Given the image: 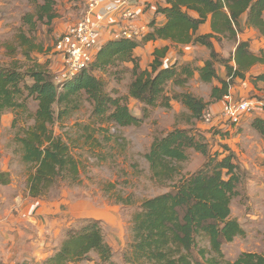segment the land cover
I'll return each instance as SVG.
<instances>
[{
	"label": "trees",
	"instance_id": "1",
	"mask_svg": "<svg viewBox=\"0 0 264 264\" xmlns=\"http://www.w3.org/2000/svg\"><path fill=\"white\" fill-rule=\"evenodd\" d=\"M80 2L82 0H67ZM35 11L23 17V23L35 30L38 23H51L59 17L58 0H32ZM166 17L157 25L153 19L147 33L140 38H117L102 44L92 61L73 78L57 82L42 65L21 71L19 66L0 67V118L7 111L28 112V98L37 101L31 118L33 124L20 129L16 141L20 144L22 161L33 168L27 185L29 194L41 198L60 182L79 183L82 162L53 126L80 107L81 99L91 102V117L96 124L107 123L116 128L141 126L156 107L171 108L174 100L182 103L190 118L203 120L212 101L223 99L237 79L264 58L250 49L249 42L240 41L235 52L224 57L214 40L226 36L237 41L241 31L240 18L247 14V24L264 35V0H167L156 11ZM211 18L212 33L198 34L199 28ZM24 45H37L32 38L22 36ZM168 40L177 44L201 45L209 50L203 66L182 64L177 59L164 66L162 59L169 49L154 51V60L142 68L135 50L150 41ZM29 54L30 51H25ZM232 61L235 64H232ZM132 63V79L127 96L106 90V82L95 72H108ZM226 68V77L219 76L216 65ZM123 70L115 75L121 74ZM202 82L213 83L211 101L190 92H167L169 84L183 87L195 74ZM30 78V81H27ZM264 82V75L254 78ZM134 98L142 104V114H134L128 103ZM58 107V110H56ZM252 127L264 139V118L256 117ZM189 150L205 157L194 173L183 176L180 164L189 159ZM152 178L169 183L167 192L145 199L132 216V239L124 251L123 264H264L263 252H242L234 261L225 257L223 245L245 236L246 230L232 215V202L240 195L239 187L245 171L227 145L213 148L206 135L197 128H174L154 138L144 155ZM10 183V173L0 172V184ZM119 200L125 201L122 197ZM60 247L43 264H75L95 253L102 264H117L112 245L107 241L101 220L87 218L77 227L65 231ZM264 243V232H263Z\"/></svg>",
	"mask_w": 264,
	"mask_h": 264
},
{
	"label": "rangeland",
	"instance_id": "2",
	"mask_svg": "<svg viewBox=\"0 0 264 264\" xmlns=\"http://www.w3.org/2000/svg\"><path fill=\"white\" fill-rule=\"evenodd\" d=\"M88 1L82 0L74 3L58 0L56 11L59 17L51 25L38 23L35 30L32 31L28 25L23 23L24 15L35 11V3L32 0H0V67L19 66L20 70L24 72L39 64L48 69L54 78L61 77L66 65L67 53L64 46H61L62 49L56 47L58 36L68 32L70 27L87 17ZM127 2L129 6H139L132 0H127ZM106 7L107 5L99 4L96 7L98 11L94 13V16L97 17L105 11ZM116 15H118V23L122 30L121 14L117 13ZM138 18L135 23L140 24ZM124 23L126 25V21ZM145 26L144 34L149 31L148 26ZM102 28L101 25L99 46L102 45L100 38ZM22 36L32 38L37 47L29 50L32 46L24 45ZM214 43L216 49L218 46L230 51L236 41L228 37H220V40H216ZM25 51H30V53L26 54ZM207 51L209 53L206 48L205 53L192 52L189 54L192 59L187 62L179 57V62L199 66L200 60L204 59ZM132 66V63H128L111 70V72L95 73L105 80L108 92L127 96L128 85L132 79L130 72ZM124 67H127V70L118 75H115L118 72L114 74L115 71L123 70ZM27 81L31 82L30 78H27ZM211 87V84L203 83L200 78H192L183 87L169 84L167 92L172 96L173 92L185 91L203 97L210 92ZM259 90L262 92L264 86ZM260 95L264 96L261 93ZM130 99H128V103L131 111L136 115H141L142 106L139 108L140 103L137 102L138 104L134 105ZM256 99L253 102L260 103L261 108H264V97L257 96ZM27 104L28 112L24 113L22 109L11 110L0 118V172H9L10 183L13 176L16 185V189L7 187L3 191L0 187V200H5L4 205L9 204V200L17 192H21L24 198L27 197V191L29 194L27 181L34 170L22 161L19 150L21 146L16 141L20 129L33 124L31 115L37 109V101L30 97ZM92 109L91 102L83 97L80 107L69 118L57 122L53 126L55 134L61 135L69 142L73 153L82 162L81 177L79 183L60 182L58 185H54L46 196L37 198L42 199V202L60 203L59 211L56 214L40 215L39 218L41 223H49L58 216L57 218L63 219V223H65L64 221L72 222L71 227L74 228L85 219H98L96 217L100 215L103 217V220H100L103 223L107 241L111 243L114 250L113 259L117 264H123L124 251L132 239L131 227L134 212L139 210L145 199L170 189L169 183H159L152 178L149 164L144 157L145 153L149 151L155 137L162 136L174 128L199 129L198 125L205 122L191 119L187 108L176 100L173 101L172 107L169 109L153 108L150 116L138 127L116 128L107 123L96 124L91 117ZM207 111H210L209 108ZM255 111L256 109L249 114L255 113ZM210 145L213 150L216 148L213 139ZM204 162L205 157L202 154L195 150H189V159L180 164L182 175L188 176L194 173L202 167ZM2 167L6 168L2 170ZM242 170L245 171V177L239 187L240 195L232 202V215L240 220L246 229V234L223 245L225 257L229 261H234L242 252L264 251L263 239L260 236V231L264 229V195L262 199L258 198L261 194V189L258 186L262 184V179L259 178L260 174L255 170H246L245 168ZM29 196L31 195L29 194ZM119 197L129 203L119 200ZM76 204L82 212L72 210ZM82 207L88 208L89 212L85 213ZM90 256L89 259H82L78 262L96 260L102 264L95 253Z\"/></svg>",
	"mask_w": 264,
	"mask_h": 264
},
{
	"label": "crops",
	"instance_id": "3",
	"mask_svg": "<svg viewBox=\"0 0 264 264\" xmlns=\"http://www.w3.org/2000/svg\"><path fill=\"white\" fill-rule=\"evenodd\" d=\"M135 2L139 4L137 9L140 24L147 25L150 29L149 24L153 19H156L157 25H162L166 22V17L156 11L158 6L166 5L167 0H135ZM118 22L119 18L116 14H110L105 18L100 32L102 44L119 36L121 26ZM240 24L241 31L238 33L235 46L229 51L216 45L217 51L224 57H229L235 52L238 42L246 41L249 42L250 49L255 54L264 58V35L257 28L247 24V14L241 16ZM209 33H212L211 18L198 30V34ZM220 37L225 38L226 36ZM165 46H168L169 49L166 56L162 59L164 66L171 65L179 57H182L187 62L192 59L189 56L192 52L205 53L206 50L204 46L199 44L182 45L168 40L150 41L140 45L135 50V55L139 57L142 68L149 67L155 58L154 51L157 48L161 49ZM208 58L209 53L207 51L204 59L200 60L199 66H203L205 60ZM232 64H235V62L232 61ZM216 69L219 76L226 77V68L223 64L217 63ZM259 75H264V61L257 62L251 66L246 73L245 79H237L235 84L230 88L229 94L225 95L223 99L212 101L209 105V110L214 114L213 121L209 124H199L198 127L210 142L212 139L215 141L216 148H220L221 145H227L235 154L236 161L243 169H252L260 174L259 178L262 179V184L258 186L261 189V194L258 198L262 199L264 195V139L252 127V122L256 117L264 118V108H261V104L257 103L258 107L255 113L246 114L238 124L231 123L222 114L224 106L227 103L226 96H230L231 99L237 101L246 99L256 101L257 96L264 97L260 95V93L264 95V90L262 92L259 90V88L264 86V82L254 81V78ZM194 78L198 79L199 74L196 73ZM206 84H211L212 87L210 92L202 98L205 101H211L212 88L218 85V82L214 81L213 83ZM130 100L134 105L140 103L134 98ZM141 106L142 104L140 103L139 108ZM211 128L212 130H210ZM5 168L2 167V170ZM0 187L2 191L7 187L16 189L13 176L10 184L0 185ZM26 196L24 198L21 192H17L9 200V204L6 203V205H4L5 200H0V264H43L60 247L65 237V230L72 226V222L64 221L65 223H63V219L57 218L58 216L53 218L49 223H41L40 215L56 214L59 211L58 207H60V203L42 202V199L29 196L28 191ZM83 209L85 213L89 212L88 208L82 207ZM72 210L82 212L78 204L74 205ZM96 218L103 220V217L100 215ZM263 232L264 229L260 231L262 239ZM76 264L99 263L96 260H86V262L81 261Z\"/></svg>",
	"mask_w": 264,
	"mask_h": 264
},
{
	"label": "built area",
	"instance_id": "4",
	"mask_svg": "<svg viewBox=\"0 0 264 264\" xmlns=\"http://www.w3.org/2000/svg\"><path fill=\"white\" fill-rule=\"evenodd\" d=\"M133 1L136 3L135 0ZM99 4L101 6L107 5V7L105 11L95 17L94 13L97 12L96 7ZM128 4L127 0L88 1L89 8L87 17L73 27H70L68 32L58 36L56 47L61 48V46H64L63 48L67 53L63 74L61 77H55L58 83L65 79L73 78L92 61L94 51L100 47L99 28L108 15L120 13L122 23L126 21V25L123 24L122 30L119 31L122 36L140 38L144 34L146 26L135 23L139 15L137 6L132 5V7ZM225 98L227 103L224 106L222 114L233 124L240 123L244 115L249 114V112L257 108V103L251 100L237 101L231 99L230 96H226ZM213 119L214 114L211 111L204 113L203 121L206 124L211 123Z\"/></svg>",
	"mask_w": 264,
	"mask_h": 264
}]
</instances>
